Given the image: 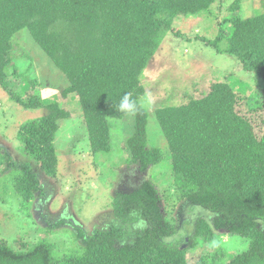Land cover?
I'll use <instances>...</instances> for the list:
<instances>
[{"label": "trees", "instance_id": "16d2710c", "mask_svg": "<svg viewBox=\"0 0 264 264\" xmlns=\"http://www.w3.org/2000/svg\"><path fill=\"white\" fill-rule=\"evenodd\" d=\"M223 1L0 0V87L25 109L46 108L44 116L18 127L24 151L41 171L55 176L58 126L72 113L59 100L33 94L24 99L11 89L7 79L19 32L27 30L67 79L62 95L77 97L91 152L99 153L110 150V120L125 117L115 109L123 94L141 102L146 93L142 74L174 30V19L208 11ZM241 7L242 0H232V15L219 21L217 36L202 39L235 57L244 71L264 83V13L244 16ZM237 97L229 83L213 81L200 98L155 109L171 153L177 193L194 211L187 234L206 243L224 232L249 241L248 248L230 255L227 263L226 254L217 251L200 257L197 264H264V133L256 132L252 120L258 118L254 112L264 115V98L242 99L244 109ZM149 120L150 111L143 106L134 117L132 135L122 144L127 163L137 165L140 173H149L164 159L163 151L149 144ZM10 165L21 167L15 187L23 203L32 202L41 190L38 175L28 163L17 165L10 159ZM111 207L112 221L90 235L76 221L69 222L78 233L77 252L56 255L45 239L22 241L14 250L0 241V264H188L184 239L175 236L176 227L163 212L151 176L130 192H116ZM127 225L133 229H125Z\"/></svg>", "mask_w": 264, "mask_h": 264}, {"label": "rangeland", "instance_id": "374dc122", "mask_svg": "<svg viewBox=\"0 0 264 264\" xmlns=\"http://www.w3.org/2000/svg\"><path fill=\"white\" fill-rule=\"evenodd\" d=\"M231 2H217L210 10L197 15L177 16L173 21L174 30L166 34L142 74L146 93L153 99L151 107L144 106L150 111L149 144L160 148L164 154L162 163L150 168V174L140 173L137 165H129L128 154L122 146L134 131V118L111 119L110 150L91 152L77 97L62 95L67 79L33 42L27 30L15 36L14 67L9 69L7 79L11 89L24 99L33 94L48 101L64 102L72 117L59 123L55 140L57 171L55 176L48 175L39 169L17 138L18 127L44 116L46 108L25 109L0 87V241L14 250L22 241L35 244L45 239L52 244L56 255L77 252L80 249L78 233L69 222H77L89 235L95 229L105 228L113 218L111 203L116 192L132 191L149 175L158 185L166 218L176 227L175 236L182 235L184 239L182 247L187 250L188 264H197L200 257L217 251L226 254L227 263L230 255L248 248L247 239L225 232L217 233L210 243L201 239L193 241L191 234H187L192 229L188 223L195 220L194 211L185 206V200L177 193L171 175V153L155 116V109L160 105H179L188 102L189 97L200 98L210 90L213 81L229 83L241 101L239 107L244 109L247 108L244 101L264 98V83L259 76L244 71L235 57L219 53L202 39L217 36L219 21L232 15L228 9ZM261 12L264 13V1L242 0V15ZM254 113L258 116L252 118L256 132L264 133V115ZM10 159L17 165L28 163L38 175L41 190L36 192L32 202L25 204L19 196L15 178L21 167H7ZM61 220L65 222L57 227L56 223ZM125 229L132 230L133 225Z\"/></svg>", "mask_w": 264, "mask_h": 264}, {"label": "clouds", "instance_id": "9594fccd", "mask_svg": "<svg viewBox=\"0 0 264 264\" xmlns=\"http://www.w3.org/2000/svg\"><path fill=\"white\" fill-rule=\"evenodd\" d=\"M142 102H138L137 99H133L130 93H124L119 104L115 106V109L122 113L126 118H134L143 106L151 107L153 99L150 94L145 93L141 98Z\"/></svg>", "mask_w": 264, "mask_h": 264}]
</instances>
